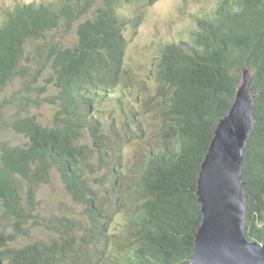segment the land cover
<instances>
[{
	"label": "trees",
	"instance_id": "16d2710c",
	"mask_svg": "<svg viewBox=\"0 0 264 264\" xmlns=\"http://www.w3.org/2000/svg\"><path fill=\"white\" fill-rule=\"evenodd\" d=\"M95 1L11 9L0 27V91L16 76L29 41L39 42L59 23L70 27ZM101 1L105 7L77 25L74 47L50 51L59 93L53 126L16 118L10 128L26 139L25 146L0 144V222L11 230L0 233V264H97L93 251L104 261L99 264L187 262L202 219L198 173L218 121L231 109L243 65L252 72V93L259 94L244 155L245 233L264 244V0H221L213 17L197 21L195 48L161 49L154 66L161 93L145 103L161 122L156 150L130 156L125 142L135 132L125 125L106 134L91 117L95 97L106 98L127 78V24L113 0ZM133 122L141 130L142 120ZM85 132L92 147L77 145ZM93 166L105 171L100 194L86 173ZM53 168L71 199L87 209L86 227L69 229L50 244L11 247L34 218L36 190Z\"/></svg>",
	"mask_w": 264,
	"mask_h": 264
},
{
	"label": "rangeland",
	"instance_id": "374dc122",
	"mask_svg": "<svg viewBox=\"0 0 264 264\" xmlns=\"http://www.w3.org/2000/svg\"><path fill=\"white\" fill-rule=\"evenodd\" d=\"M220 1L113 0L117 16L127 24L124 31V74L126 73L127 78L121 79L119 82L122 83H117L118 87L110 91L111 94H107L106 98L95 97L91 117L102 124L106 134L112 135L125 125L135 132L125 142L127 156L131 153L151 154L156 150L158 141L154 142L155 134H160L161 122L148 113L145 103L147 98L161 93L155 83L158 71L154 69L159 63L161 49L169 44L180 45L189 51L195 48L192 33L197 30V21L213 17ZM49 3L59 5L60 0H0V27L7 13L16 5L39 6ZM104 7L103 1L97 0L70 27L59 23L60 26L54 32L40 38L39 42L29 41L26 44L16 76L0 91V144L5 143L10 147L25 146L26 139L10 128V122L16 118L30 116L44 127L53 126L54 116L59 108V93L55 87L54 71L50 67V51L54 48L74 47L77 43V25L91 19L97 8ZM240 78L238 82H242L241 75ZM167 96L165 90L162 98ZM145 110L147 112L143 113ZM135 119L142 120L141 130L133 122ZM87 135V132L83 133L78 146L92 147V141ZM92 162L95 163V159ZM86 173L90 177L92 189L98 194L103 192L107 183L105 171L93 166ZM36 191L34 218L28 220L24 235L17 237L11 247L21 248L33 243L50 244L69 229L86 227L87 209L71 199L54 168L50 171L48 180L40 184ZM6 231L11 230L0 222V233ZM92 257L98 259L97 264L104 262H99L96 251L92 252Z\"/></svg>",
	"mask_w": 264,
	"mask_h": 264
},
{
	"label": "water",
	"instance_id": "95a60500",
	"mask_svg": "<svg viewBox=\"0 0 264 264\" xmlns=\"http://www.w3.org/2000/svg\"><path fill=\"white\" fill-rule=\"evenodd\" d=\"M230 111L218 125L198 173L196 197L202 216L187 262L264 264V244L245 233L244 155L256 121L252 72L243 65ZM241 80V78H240Z\"/></svg>",
	"mask_w": 264,
	"mask_h": 264
},
{
	"label": "bare ground",
	"instance_id": "6f19581e",
	"mask_svg": "<svg viewBox=\"0 0 264 264\" xmlns=\"http://www.w3.org/2000/svg\"><path fill=\"white\" fill-rule=\"evenodd\" d=\"M104 196V195H103Z\"/></svg>",
	"mask_w": 264,
	"mask_h": 264
}]
</instances>
